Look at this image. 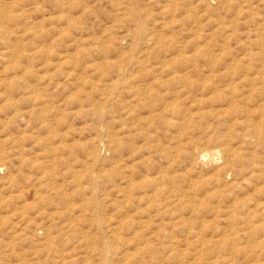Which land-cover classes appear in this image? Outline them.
I'll return each instance as SVG.
<instances>
[{"label":"rangeland","instance_id":"rangeland-1","mask_svg":"<svg viewBox=\"0 0 264 264\" xmlns=\"http://www.w3.org/2000/svg\"><path fill=\"white\" fill-rule=\"evenodd\" d=\"M0 264H264V0H0Z\"/></svg>","mask_w":264,"mask_h":264}]
</instances>
